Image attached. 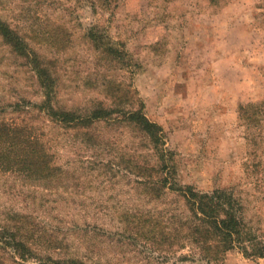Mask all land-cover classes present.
<instances>
[{
    "label": "rangeland",
    "instance_id": "obj_1",
    "mask_svg": "<svg viewBox=\"0 0 264 264\" xmlns=\"http://www.w3.org/2000/svg\"><path fill=\"white\" fill-rule=\"evenodd\" d=\"M189 188L263 252L188 242ZM0 264H264V0H0Z\"/></svg>",
    "mask_w": 264,
    "mask_h": 264
},
{
    "label": "trees",
    "instance_id": "obj_2",
    "mask_svg": "<svg viewBox=\"0 0 264 264\" xmlns=\"http://www.w3.org/2000/svg\"><path fill=\"white\" fill-rule=\"evenodd\" d=\"M17 38L14 40L15 46L22 47L21 40ZM37 72L46 87V102L50 104L54 86L52 78L45 73L44 67H38ZM48 108L52 114L56 115V111L51 107ZM255 113H259V111ZM255 113L253 112V114ZM60 114L61 121L71 122L74 125H89L94 119L111 117L110 115H112L109 111H104L103 107H99L90 113L76 114L62 110ZM129 118L142 121L146 129L150 131L154 127L152 122L146 120L137 111L130 113ZM19 160L21 161L19 163L29 169L25 160ZM186 198L192 202L190 209L194 216L190 219V224L187 225L185 236L190 239L187 240L188 242L195 241L199 243L200 249L211 256L209 259H218L222 253L227 249L233 248L236 243L249 255L263 252V247L258 244L254 231L248 228L247 223L239 214L241 207L237 205L238 202L232 192L217 188L212 192L200 194L189 188V191L186 192Z\"/></svg>",
    "mask_w": 264,
    "mask_h": 264
}]
</instances>
